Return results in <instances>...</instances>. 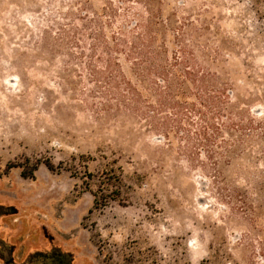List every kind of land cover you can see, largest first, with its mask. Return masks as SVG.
Instances as JSON below:
<instances>
[{"label":"rangeland","instance_id":"374dc122","mask_svg":"<svg viewBox=\"0 0 264 264\" xmlns=\"http://www.w3.org/2000/svg\"><path fill=\"white\" fill-rule=\"evenodd\" d=\"M146 1L0 0V264H264V0H152L224 94L207 136L199 115L160 109L123 55L109 73L93 49L150 18ZM73 156L93 175L114 162L121 196L95 208ZM45 160L61 173L21 176Z\"/></svg>","mask_w":264,"mask_h":264},{"label":"trees","instance_id":"16d2710c","mask_svg":"<svg viewBox=\"0 0 264 264\" xmlns=\"http://www.w3.org/2000/svg\"><path fill=\"white\" fill-rule=\"evenodd\" d=\"M146 13L150 18L135 22L134 27L129 31H123L118 38L115 39L113 46L104 39L102 31H99L94 37L89 38L95 40L96 43L93 46L94 50H100L107 59L105 60L106 69L109 73L119 71V62L114 61L113 55H123L127 63H130V73L134 74L138 82L147 89L150 94L156 99V103L160 109H169L170 113L175 117H181L186 113H194L202 118V121L206 123L207 127H202L200 130V136H207L208 131H219V128L211 124L210 115L217 116L222 111H226L227 108L221 107L223 105L222 96H217V89L211 87L212 77L215 74L204 73L202 66L199 64L201 61L197 55H195L191 49L188 48L186 41L190 34L185 28V25L176 27L170 25L169 27L160 26L153 19L156 18L154 13V7L152 0H147ZM49 14H59L60 5L54 2L47 8ZM92 23V22H91ZM89 22L85 26H88ZM93 26L98 25L97 21L91 24ZM101 27V25H100ZM99 29V28H98ZM171 32L173 34H171ZM176 33V34H175ZM65 34V31H63ZM85 37V34H81ZM173 42L178 43L179 50H176L174 56L167 59L169 50L167 44ZM76 48H81L78 42H74ZM179 56H178V55ZM123 73V72H122ZM121 75V82L132 90L131 82L125 79V76ZM116 77V76H115ZM108 84L113 85L116 88V78L108 76ZM194 97L197 103L207 109L208 112L202 111L196 103L189 102L190 97ZM137 100L135 103H139L140 95H136ZM143 104V103H142ZM144 106V105H143ZM142 108L147 107H133L136 112H143ZM160 128L167 130L168 127L164 124L160 125ZM83 158V157H82ZM44 165L49 171L53 173H61V168L57 167L52 161H36L30 169L20 165L22 168L21 176L25 179H34L35 173L39 170L40 166ZM13 168V167H11ZM67 171L76 176H79L80 170H84V174L88 179L95 178L99 184V188L96 192H92L94 196V207L100 208L108 202L109 199L117 200L120 195V191L116 190L118 184L122 183V170L116 167L115 163H107L104 170L98 175L88 173L87 166L83 165L82 161L77 162L76 157H71V162L66 167Z\"/></svg>","mask_w":264,"mask_h":264},{"label":"flooded vegetation","instance_id":"af4514ba","mask_svg":"<svg viewBox=\"0 0 264 264\" xmlns=\"http://www.w3.org/2000/svg\"><path fill=\"white\" fill-rule=\"evenodd\" d=\"M59 264H62V261H60V263Z\"/></svg>","mask_w":264,"mask_h":264}]
</instances>
